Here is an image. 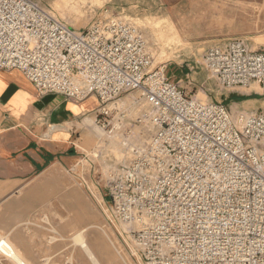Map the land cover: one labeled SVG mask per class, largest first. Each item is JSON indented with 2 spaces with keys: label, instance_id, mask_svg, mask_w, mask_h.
Listing matches in <instances>:
<instances>
[{
  "label": "built area",
  "instance_id": "1",
  "mask_svg": "<svg viewBox=\"0 0 264 264\" xmlns=\"http://www.w3.org/2000/svg\"><path fill=\"white\" fill-rule=\"evenodd\" d=\"M203 59L225 91L264 97V49L235 38ZM0 71L21 72L43 95L94 97L110 135L144 127L108 170L100 203L135 264H264V109L233 114L187 92L123 17L78 31L34 0H0Z\"/></svg>",
  "mask_w": 264,
  "mask_h": 264
},
{
  "label": "rangeland",
  "instance_id": "2",
  "mask_svg": "<svg viewBox=\"0 0 264 264\" xmlns=\"http://www.w3.org/2000/svg\"><path fill=\"white\" fill-rule=\"evenodd\" d=\"M34 1L78 31L100 20L123 17L145 34L154 67H164L168 75L180 78L174 81L180 82L187 92L205 102H222L233 114L264 109V97L259 87L225 91L208 71L203 59L209 47L224 46L235 38L244 40L250 49H264V0ZM128 99L125 95L120 102ZM90 118L95 120V115ZM94 120L93 134L99 139L108 138L107 131L98 129ZM131 131L125 135L130 141H139L146 134L141 125ZM83 134L76 145L80 160L85 161L72 170L51 171L40 180L43 190L40 205L37 214L25 221V239L33 247H39V259L52 257L51 261H44L45 264H94L82 249L72 251L70 247L73 237L80 233L99 264H135L105 225L99 200L107 193L106 174L100 164L115 167L122 157L127 160L129 154L125 153V147H116L112 151L114 148L108 146L118 143L113 138H108V146L103 143L99 146L95 141H84ZM96 154L99 158H93ZM7 238L25 259V251L20 246L25 248L26 241L20 235L14 240ZM0 264L13 263L0 255Z\"/></svg>",
  "mask_w": 264,
  "mask_h": 264
},
{
  "label": "crops",
  "instance_id": "3",
  "mask_svg": "<svg viewBox=\"0 0 264 264\" xmlns=\"http://www.w3.org/2000/svg\"><path fill=\"white\" fill-rule=\"evenodd\" d=\"M97 107L94 97L77 103L55 94L43 95L21 72L0 71V239L5 238L23 261V254L7 237L14 240L20 235L26 241L25 248H20L30 264H45L44 261L52 259L50 256L40 260L39 247H33L25 239V221L37 214L40 205L43 191L40 180L51 171L72 170L85 161L80 160L76 145L84 131L83 140L87 143L95 141L97 145L108 146V138L99 139L91 129L94 119L90 117L95 115ZM96 155L93 158H99ZM101 166L105 172L108 165ZM99 200L102 202V197ZM72 241V251L80 248L94 262L95 257L81 233Z\"/></svg>",
  "mask_w": 264,
  "mask_h": 264
},
{
  "label": "bare ground",
  "instance_id": "4",
  "mask_svg": "<svg viewBox=\"0 0 264 264\" xmlns=\"http://www.w3.org/2000/svg\"><path fill=\"white\" fill-rule=\"evenodd\" d=\"M95 126L98 128V126L96 125L95 121H94ZM99 129V128H98ZM105 133V132H104ZM105 135H108V138L111 139H115V141H118L117 144H111L109 145V147H117V148H126V153H127V146L131 143V142H135V141H130L128 140L126 136H120V135H110L109 133H105ZM120 140V142H119ZM113 166H108L105 169V174L107 175L108 170L111 169ZM84 245V244H83ZM0 255L5 256L6 258L18 263V264H29L28 262L24 261L17 256L16 252L13 250V248L10 246V244L8 243V241L4 238V239H0ZM94 262L95 264H99L95 258H94Z\"/></svg>",
  "mask_w": 264,
  "mask_h": 264
}]
</instances>
